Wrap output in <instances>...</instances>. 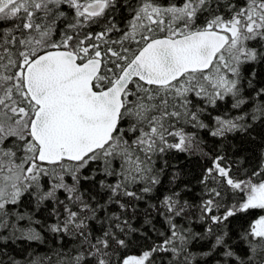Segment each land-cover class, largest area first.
I'll use <instances>...</instances> for the list:
<instances>
[{"label": "snow or ice", "instance_id": "6c2138e0", "mask_svg": "<svg viewBox=\"0 0 264 264\" xmlns=\"http://www.w3.org/2000/svg\"><path fill=\"white\" fill-rule=\"evenodd\" d=\"M0 264H264V0H0Z\"/></svg>", "mask_w": 264, "mask_h": 264}]
</instances>
